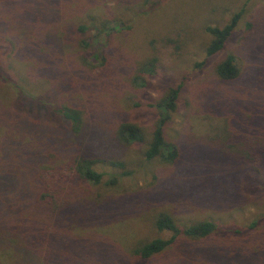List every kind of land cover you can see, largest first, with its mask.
Segmentation results:
<instances>
[{"label": "rangeland", "instance_id": "374dc122", "mask_svg": "<svg viewBox=\"0 0 264 264\" xmlns=\"http://www.w3.org/2000/svg\"><path fill=\"white\" fill-rule=\"evenodd\" d=\"M240 10L224 50L206 57L205 27ZM227 54L238 75L222 82ZM180 83L163 124L174 163L115 141L120 122L148 137L154 105ZM58 107L81 112V135ZM255 141L264 151V0H0V264H264V160L244 158ZM81 153L131 175L111 185L119 170L99 165L98 184L80 181ZM53 175L52 202L41 195ZM159 212L215 230L137 259L136 246L171 236L152 226Z\"/></svg>", "mask_w": 264, "mask_h": 264}, {"label": "trees", "instance_id": "16d2710c", "mask_svg": "<svg viewBox=\"0 0 264 264\" xmlns=\"http://www.w3.org/2000/svg\"><path fill=\"white\" fill-rule=\"evenodd\" d=\"M241 12L242 11L240 10L239 12L233 14L229 21L221 27H205V32L211 37L205 49L206 57L212 56L224 50L227 40L230 37ZM78 30L84 31V28L80 26ZM95 32L99 34L100 30H96ZM93 58L95 59V56H93ZM90 62L93 61L90 60ZM148 65L150 66L151 63ZM142 72H146L148 74L149 70L143 69ZM214 73L215 76L222 82L234 80L238 75V68L235 64L233 56L230 54L225 55L224 58L215 66ZM181 88L182 83L178 84L174 88H168L163 98L156 102L154 107L158 111L159 119L155 123L148 137L145 136L142 128L137 124L130 122H120L115 127V141L120 146L142 143L144 146L142 158L145 162L157 160L164 164L174 163L178 156L177 150L173 145L168 144L165 141L163 135V124L165 121H167L168 114L174 111L176 105L175 101ZM29 100L32 101L31 99ZM55 110L66 121L72 134L76 136L82 134L84 123L82 120V114L79 110L64 107H58ZM253 144L257 146V149L254 148L252 155L244 156L247 162L251 163L252 166L255 165L256 162H261L264 160V151L260 148V143L255 141ZM99 165H105L111 169L119 170V173H116V175L110 178L109 183L111 185H114L118 178L128 177L131 175V171L125 168V165L122 161H115L105 158L101 159L100 157H85L83 153L73 157V160L71 161V174L74 178L76 177L80 181L89 182L95 185L100 182L102 177V174L96 172L94 169L95 166ZM55 178V175H53L52 179L45 180V185L43 188L44 191L41 195L43 197L50 198L51 201L58 197V193L54 190ZM57 178L61 179L59 177ZM152 226L159 232H169L171 236L168 239L154 238L149 241L142 242L140 245L136 246L133 249L132 254L137 259L144 260L162 253L169 246H171L172 243H174L177 236H184L185 238L191 240H200L205 239L215 230L214 224L210 221L195 222L182 227V229H179L176 226L173 217L165 212H159L153 217Z\"/></svg>", "mask_w": 264, "mask_h": 264}]
</instances>
